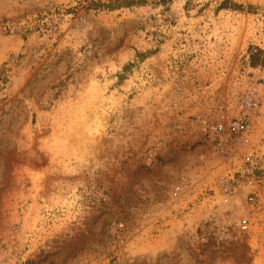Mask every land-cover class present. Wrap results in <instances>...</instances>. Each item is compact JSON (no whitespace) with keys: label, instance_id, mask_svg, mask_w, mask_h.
Returning <instances> with one entry per match:
<instances>
[{"label":"rangeland","instance_id":"1","mask_svg":"<svg viewBox=\"0 0 264 264\" xmlns=\"http://www.w3.org/2000/svg\"><path fill=\"white\" fill-rule=\"evenodd\" d=\"M90 1L0 0V264H264V0Z\"/></svg>","mask_w":264,"mask_h":264},{"label":"built area","instance_id":"2","mask_svg":"<svg viewBox=\"0 0 264 264\" xmlns=\"http://www.w3.org/2000/svg\"><path fill=\"white\" fill-rule=\"evenodd\" d=\"M238 129V127H236ZM259 166L257 164V160L255 157H242L238 162V170L239 178L232 179L230 181L222 182L223 193L230 194L233 192L234 188L242 183H247L250 186H253L258 182L259 176L257 175V171L259 170ZM241 228L246 229L247 224L246 221L241 223Z\"/></svg>","mask_w":264,"mask_h":264},{"label":"trees","instance_id":"3","mask_svg":"<svg viewBox=\"0 0 264 264\" xmlns=\"http://www.w3.org/2000/svg\"><path fill=\"white\" fill-rule=\"evenodd\" d=\"M131 3H135L134 0H112L111 3H101L100 1H90L88 6H93L94 8H101L106 7L108 9H115L119 8L125 5H129ZM217 9H233V10H240L242 9V6L240 4H237L235 2H232L231 0H222L219 2ZM252 50L250 51V60L249 64L252 67L262 66L264 65V52L262 49L257 47H252Z\"/></svg>","mask_w":264,"mask_h":264},{"label":"bare ground","instance_id":"4","mask_svg":"<svg viewBox=\"0 0 264 264\" xmlns=\"http://www.w3.org/2000/svg\"><path fill=\"white\" fill-rule=\"evenodd\" d=\"M252 243L254 244V242L252 241Z\"/></svg>","mask_w":264,"mask_h":264}]
</instances>
